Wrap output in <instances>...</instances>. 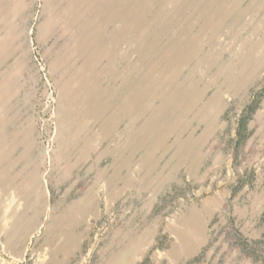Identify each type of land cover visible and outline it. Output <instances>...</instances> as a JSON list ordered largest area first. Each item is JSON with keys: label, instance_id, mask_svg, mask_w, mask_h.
<instances>
[{"label": "rangeland", "instance_id": "obj_1", "mask_svg": "<svg viewBox=\"0 0 264 264\" xmlns=\"http://www.w3.org/2000/svg\"><path fill=\"white\" fill-rule=\"evenodd\" d=\"M0 264H264V0H0Z\"/></svg>", "mask_w": 264, "mask_h": 264}]
</instances>
